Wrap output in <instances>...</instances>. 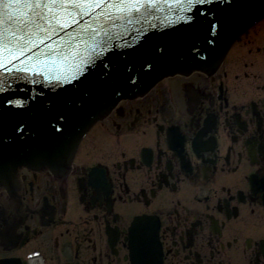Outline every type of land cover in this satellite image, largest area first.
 I'll return each instance as SVG.
<instances>
[{"label": "flooded vegetation", "instance_id": "1", "mask_svg": "<svg viewBox=\"0 0 264 264\" xmlns=\"http://www.w3.org/2000/svg\"><path fill=\"white\" fill-rule=\"evenodd\" d=\"M255 37L211 77H179L122 102L132 129L112 134L110 117L96 124L71 174L24 175L17 204L0 192V209L24 216H5L0 264H264V43ZM173 135L185 155L172 151ZM93 170L106 188L89 183ZM141 216H157L159 232L153 220L133 226ZM135 244L162 246V260L133 258Z\"/></svg>", "mask_w": 264, "mask_h": 264}, {"label": "water", "instance_id": "2", "mask_svg": "<svg viewBox=\"0 0 264 264\" xmlns=\"http://www.w3.org/2000/svg\"><path fill=\"white\" fill-rule=\"evenodd\" d=\"M263 15L264 0L160 4L129 18H109L97 34L80 31L75 59L69 53L68 61L25 60L29 67L20 73L6 67L0 71V185L19 203L18 168L67 170L94 121L125 94L143 95L169 72H213L237 34ZM86 28L81 21L68 32ZM62 37L67 39V32L56 39ZM5 64L11 67L7 58Z\"/></svg>", "mask_w": 264, "mask_h": 264}, {"label": "snow or ice", "instance_id": "3", "mask_svg": "<svg viewBox=\"0 0 264 264\" xmlns=\"http://www.w3.org/2000/svg\"><path fill=\"white\" fill-rule=\"evenodd\" d=\"M204 2L205 0H0V71L7 67L9 73L13 70L17 73L26 72L29 66L25 60H35L42 64L44 62L41 57H49L52 62H55L56 57L68 61L71 53V59H75L78 46L74 47V42L80 31L87 32L90 29L92 34H97L109 18H129L133 14L153 11L160 4L174 7ZM61 13L64 14L63 17ZM77 16L79 19H75ZM65 18L74 19V23L63 22ZM81 21L88 28L77 30L75 35L68 32L69 28L78 26ZM93 23L98 27H92ZM64 32H67V39H56ZM6 58L11 67L5 64ZM17 61L24 67L18 66Z\"/></svg>", "mask_w": 264, "mask_h": 264}, {"label": "bare ground", "instance_id": "4", "mask_svg": "<svg viewBox=\"0 0 264 264\" xmlns=\"http://www.w3.org/2000/svg\"><path fill=\"white\" fill-rule=\"evenodd\" d=\"M258 22H259V25H257V27H255L254 29L251 28V27H253V23H252L248 27H246L243 31H241L240 33L237 34V36L235 37L234 41L237 40L238 42H234V44L231 43V46H230L229 50L227 51L226 56L224 57V59L222 60V62L220 63V65H217V68L213 72L206 73V72H203L201 70H192V71H190L188 73L181 74V75H178L175 72H174V74H173V72L166 73L165 74L166 76L163 74L164 78L163 77L162 78L160 77L161 79L158 78L156 80V82L148 90H146L144 92L143 95L135 94L134 93L132 96H130V94H128V93L125 94L124 97L123 98H120V100H118V102H116L113 105V107H111V109L103 117L97 119L96 121H94V123H96V122H100L101 123V122L105 121L108 117H110V118H112L111 119L112 121L111 120H110V122L106 121V123L110 127L112 134H114V133H116V134L122 133L120 131H121V128L124 127L123 125H126L125 127L127 129H132V127L128 125V122L129 121H126V122L120 121V120H122V119L125 118V108L126 107L125 106L122 107V102L125 104V103H131L132 101H134L135 99H138V98H141L142 99L146 95H148V93H150L151 91H153L156 87H159L161 84H163V82H165V81H170L168 83H173L175 85L177 83L176 78H179V77H181L179 79H183L184 81L191 80L193 82V79H195L194 76L196 74H202V75H206V76L208 75L209 77L215 75L221 69L222 65L224 64L225 59H227L229 56L230 57L232 56L231 53L234 54V52H236V53L239 52V50L241 49V47H240V45L238 43L242 42L241 41L242 38L244 36L249 35V34L251 35L254 31L256 32V30L261 25L264 24V15L261 18L258 19ZM254 39L255 40L257 39V41H260V42H263L264 43V39L263 38L255 37ZM160 76H162V75H160ZM191 88H193V87H191V83L190 82H187L185 84L184 91L187 92V90L188 89H191ZM128 114H129V112H128ZM94 126L95 125H93V127ZM95 128H96V126L91 130V132H89V134L87 136L85 135L86 138H85V136L83 137V138H85L84 141L88 139V137L91 135V133L94 131ZM173 138L174 139H171V141H172V147L174 149L173 150L171 148L172 151H177L179 153L181 151V154L182 155H185L184 154V150L178 149L177 146H176V145H178V143L176 142V139L178 138V136L173 135ZM158 139L161 140V138H158ZM202 141H204L203 137L200 139V143H199L200 146L199 147H201L202 145H204ZM76 155L74 156V158L76 157ZM148 157H149V152L143 151V153L141 155L142 163L147 164ZM74 158L72 160V163L69 164V167L67 168V170L60 171V172H55V173L54 172H44L43 170H41V169H39L37 167H31L30 168V167H28V165L27 166H23V169L18 168L17 175H18L19 183L21 185V179L24 180V175H25V177H27V179L29 177L35 178L34 177L35 175H36V177H39V178L42 177V176H45V177H48V178H51V177L52 178H54V177L55 178L56 177L57 178H63L65 176H67L68 174H71L72 173L71 171H73L72 168H73ZM23 171H24V173H23ZM102 173L104 175L101 176ZM22 174H23V176H22ZM107 182H108L107 175L102 170H93L90 173V175H89V183L91 185H94V187L97 188V189L100 188L103 183H104V187L106 188L107 187ZM2 191L5 193V198L8 197V199H12V197L10 196V194L0 185V192H2ZM95 195L96 196H100L98 193H96ZM21 199H22V197H21ZM12 201L14 202L13 199H12ZM6 207L7 208H10L9 205L6 206ZM6 207H4V209H0V230H2V231H5L6 230L5 224H7V223L4 220L5 216H12L11 218H13V220L15 221L14 223H18V222H20V219H24V218H20L19 219V218L15 217L14 215H9L7 213V211H6ZM51 211H52V209L48 205L47 206L45 205L43 208H41V210H40V217H41V219L43 220L44 223H47V221H45V217H47V219H48V217H50ZM151 220H153V222H154L155 230L157 232H159L160 220H159V218L157 216H152V217H149V216H141V217H139L138 219L135 220V224H133V226H136L139 223H140L139 225H142L143 226V225L147 224L148 221L151 222ZM12 235L14 237H16V240L17 241H20L21 240V235L19 233H17L16 231H13V234ZM142 236H143V231L140 230L139 231V239H141ZM157 236H158V234H157ZM156 240H157V238H156ZM154 241H155V239H154ZM159 244H160V241H159ZM151 247L152 246H150V247L147 246L146 247L145 245L135 244V246H132L131 247L133 253L135 254L133 258L138 259V257H142V256L145 255L150 260L153 259L152 256H154L155 258H160V260H162V258H163L162 246H160V252H159L158 249L155 250V245L152 248ZM148 252H150V253H148ZM160 264H162V263H160Z\"/></svg>", "mask_w": 264, "mask_h": 264}, {"label": "rangeland", "instance_id": "5", "mask_svg": "<svg viewBox=\"0 0 264 264\" xmlns=\"http://www.w3.org/2000/svg\"><path fill=\"white\" fill-rule=\"evenodd\" d=\"M264 24L263 25H261L257 30H256V32L254 31L252 34H254V33H256V37H260V38H263L264 39ZM243 45H244V43H242V44H240V47H241V49H243L244 51L246 50L245 49V47H246V45H244V47H243ZM263 54V53H262ZM236 56H238V55H236ZM241 59H242V57H241ZM243 61L241 60V65H243V63H242ZM237 63V62H236ZM98 126V125H97ZM98 144V143H97ZM96 144V145H97ZM74 157V156H73ZM106 160L109 162V163H111V161H109L108 160V157L106 156ZM72 161V160H71ZM110 167L111 168H113L114 166L113 165H111L110 164ZM73 215H77V214H73ZM74 220L76 221L77 220V217L76 216H74ZM85 245V247H87V245L86 244H84ZM30 251H32V250H30V249H28V252H30Z\"/></svg>", "mask_w": 264, "mask_h": 264}]
</instances>
